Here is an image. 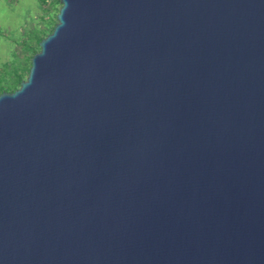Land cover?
<instances>
[{"label": "water", "instance_id": "obj_1", "mask_svg": "<svg viewBox=\"0 0 264 264\" xmlns=\"http://www.w3.org/2000/svg\"><path fill=\"white\" fill-rule=\"evenodd\" d=\"M0 94V264H264V0H61Z\"/></svg>", "mask_w": 264, "mask_h": 264}, {"label": "rangeland", "instance_id": "obj_2", "mask_svg": "<svg viewBox=\"0 0 264 264\" xmlns=\"http://www.w3.org/2000/svg\"><path fill=\"white\" fill-rule=\"evenodd\" d=\"M61 7L58 0H0V88L17 72L27 79L36 39L56 26Z\"/></svg>", "mask_w": 264, "mask_h": 264}, {"label": "trees", "instance_id": "obj_3", "mask_svg": "<svg viewBox=\"0 0 264 264\" xmlns=\"http://www.w3.org/2000/svg\"><path fill=\"white\" fill-rule=\"evenodd\" d=\"M59 1V3H61V0H58ZM54 28L55 27H53L49 32V34L48 35H50L53 31H54ZM48 35H44V36H39V37H37V39H36V47H38V50L36 51L35 50V52H34V55L36 54V53H38V52H40V42L44 39V38H46ZM37 49V48H36ZM32 64V63H31ZM4 72V71H3ZM6 72V71H5ZM29 72H30V68L27 70V77H28V75H29ZM12 74H14V73H10V75H12ZM26 77V78H27ZM25 78L22 76V74H20V72L18 73H16L15 74V76L14 77H12L11 79H10V82H9V85H8V87L7 88H5V87H2V88H0L1 90H0V94L1 93H3V92H14V91H16L17 89H19L20 88V86H21V83L23 82V81H25L24 80Z\"/></svg>", "mask_w": 264, "mask_h": 264}]
</instances>
